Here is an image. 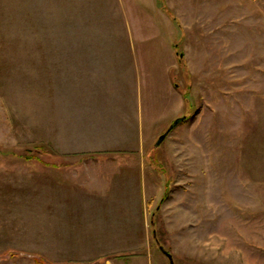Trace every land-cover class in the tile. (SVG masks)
<instances>
[{"label": "rangeland", "instance_id": "obj_1", "mask_svg": "<svg viewBox=\"0 0 264 264\" xmlns=\"http://www.w3.org/2000/svg\"><path fill=\"white\" fill-rule=\"evenodd\" d=\"M160 1L186 107L145 146L152 182L138 191L148 203L135 244L94 260L50 254L48 218L20 182L39 162L18 156L54 149L35 144L32 96L0 79V264H264V0Z\"/></svg>", "mask_w": 264, "mask_h": 264}, {"label": "crops", "instance_id": "obj_2", "mask_svg": "<svg viewBox=\"0 0 264 264\" xmlns=\"http://www.w3.org/2000/svg\"><path fill=\"white\" fill-rule=\"evenodd\" d=\"M164 8L160 0H0V79L32 96L35 144L54 149L18 156L39 162L20 182L48 218L52 255L94 260L135 244L148 203L138 191L152 182L145 146L186 107L172 79L184 55L172 48Z\"/></svg>", "mask_w": 264, "mask_h": 264}, {"label": "water", "instance_id": "obj_3", "mask_svg": "<svg viewBox=\"0 0 264 264\" xmlns=\"http://www.w3.org/2000/svg\"><path fill=\"white\" fill-rule=\"evenodd\" d=\"M180 120V119H179ZM179 120L177 119L176 121H175V124H177L178 122H179ZM163 136L164 135H162L161 136V138H163ZM161 140V139H160ZM160 142V141H159ZM166 251V250H165ZM167 254H168V256L170 257V259H171V261H172V257H171V255H170V253H168V252H166ZM173 262V261H172ZM173 264V263H172Z\"/></svg>", "mask_w": 264, "mask_h": 264}, {"label": "trees", "instance_id": "obj_4", "mask_svg": "<svg viewBox=\"0 0 264 264\" xmlns=\"http://www.w3.org/2000/svg\"><path fill=\"white\" fill-rule=\"evenodd\" d=\"M175 125V122L173 123V125H171L170 129H172V127H174ZM39 148H41V146H39Z\"/></svg>", "mask_w": 264, "mask_h": 264}]
</instances>
